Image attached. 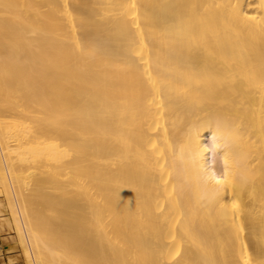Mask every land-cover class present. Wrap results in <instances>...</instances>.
<instances>
[{
	"label": "bare ground",
	"instance_id": "6f19581e",
	"mask_svg": "<svg viewBox=\"0 0 264 264\" xmlns=\"http://www.w3.org/2000/svg\"><path fill=\"white\" fill-rule=\"evenodd\" d=\"M217 119L246 180L200 203ZM1 189L27 264H264V0H0Z\"/></svg>",
	"mask_w": 264,
	"mask_h": 264
},
{
	"label": "clouds",
	"instance_id": "9594fccd",
	"mask_svg": "<svg viewBox=\"0 0 264 264\" xmlns=\"http://www.w3.org/2000/svg\"><path fill=\"white\" fill-rule=\"evenodd\" d=\"M208 128L213 130L210 144L201 146L199 133ZM205 129L189 130L184 142L174 149L173 163L178 180L195 189L197 201L212 203L225 193L226 187L234 185L237 180H246L243 172L246 157L234 151L240 143L234 124L226 119H217ZM220 150L224 153L221 157L223 171L217 173L213 166ZM206 153L211 157L207 167L204 163Z\"/></svg>",
	"mask_w": 264,
	"mask_h": 264
},
{
	"label": "rangeland",
	"instance_id": "374dc122",
	"mask_svg": "<svg viewBox=\"0 0 264 264\" xmlns=\"http://www.w3.org/2000/svg\"><path fill=\"white\" fill-rule=\"evenodd\" d=\"M5 192L0 190V211L4 220L0 222V264H27L23 249L18 242L14 220L11 218V208L6 200ZM0 215V218H2ZM12 220V221H11ZM6 222V223H5Z\"/></svg>",
	"mask_w": 264,
	"mask_h": 264
}]
</instances>
